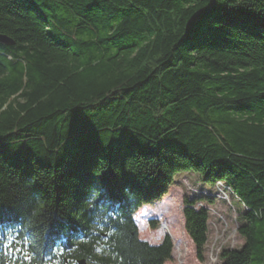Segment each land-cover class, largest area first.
<instances>
[{"label": "trees", "instance_id": "obj_1", "mask_svg": "<svg viewBox=\"0 0 264 264\" xmlns=\"http://www.w3.org/2000/svg\"><path fill=\"white\" fill-rule=\"evenodd\" d=\"M0 36V264L168 263L136 216L182 173L243 207L221 264H264V0H0Z\"/></svg>", "mask_w": 264, "mask_h": 264}, {"label": "rangeland", "instance_id": "obj_2", "mask_svg": "<svg viewBox=\"0 0 264 264\" xmlns=\"http://www.w3.org/2000/svg\"><path fill=\"white\" fill-rule=\"evenodd\" d=\"M169 193L153 205L141 208L136 216L140 239L152 245L160 244L166 236L174 243L172 261L166 264H221L223 250H237L244 246L239 236L238 217L243 209L230 193L223 196L217 187H207L198 176L191 173L177 175ZM229 192V191H226ZM210 199L198 202L196 209H207L210 215L209 241L205 261L197 258L196 247L185 230V201ZM152 223H156L153 227Z\"/></svg>", "mask_w": 264, "mask_h": 264}, {"label": "built area", "instance_id": "obj_3", "mask_svg": "<svg viewBox=\"0 0 264 264\" xmlns=\"http://www.w3.org/2000/svg\"><path fill=\"white\" fill-rule=\"evenodd\" d=\"M215 187H217L218 191H220V194L223 195L224 197L227 196V193H230V189L221 182H219ZM226 191H229V192H226ZM229 196H231V193L229 194Z\"/></svg>", "mask_w": 264, "mask_h": 264}, {"label": "water", "instance_id": "obj_4", "mask_svg": "<svg viewBox=\"0 0 264 264\" xmlns=\"http://www.w3.org/2000/svg\"><path fill=\"white\" fill-rule=\"evenodd\" d=\"M0 45L11 47L14 46L15 43L5 36H0ZM80 264H84V263H80Z\"/></svg>", "mask_w": 264, "mask_h": 264}]
</instances>
